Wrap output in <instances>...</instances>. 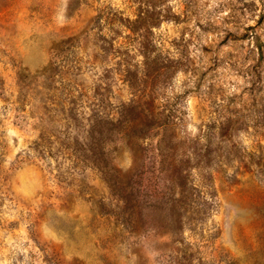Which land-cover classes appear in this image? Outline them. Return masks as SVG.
I'll return each instance as SVG.
<instances>
[{
    "label": "rangeland",
    "instance_id": "374dc122",
    "mask_svg": "<svg viewBox=\"0 0 264 264\" xmlns=\"http://www.w3.org/2000/svg\"><path fill=\"white\" fill-rule=\"evenodd\" d=\"M0 264H264V0H0Z\"/></svg>",
    "mask_w": 264,
    "mask_h": 264
}]
</instances>
